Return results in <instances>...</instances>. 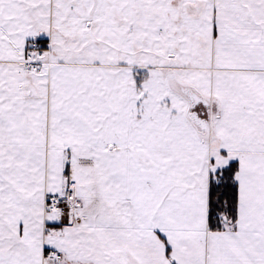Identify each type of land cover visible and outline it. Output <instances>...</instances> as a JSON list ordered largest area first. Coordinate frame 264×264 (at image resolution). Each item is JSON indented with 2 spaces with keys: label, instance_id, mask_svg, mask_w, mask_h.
I'll list each match as a JSON object with an SVG mask.
<instances>
[{
  "label": "snow or ice",
  "instance_id": "obj_1",
  "mask_svg": "<svg viewBox=\"0 0 264 264\" xmlns=\"http://www.w3.org/2000/svg\"><path fill=\"white\" fill-rule=\"evenodd\" d=\"M0 264H264V0H0Z\"/></svg>",
  "mask_w": 264,
  "mask_h": 264
}]
</instances>
